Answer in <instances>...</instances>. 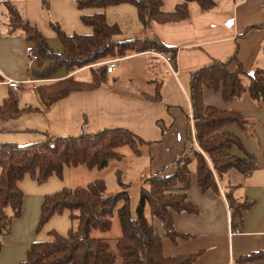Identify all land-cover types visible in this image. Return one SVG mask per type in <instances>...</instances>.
<instances>
[{
    "label": "crops",
    "instance_id": "obj_1",
    "mask_svg": "<svg viewBox=\"0 0 264 264\" xmlns=\"http://www.w3.org/2000/svg\"><path fill=\"white\" fill-rule=\"evenodd\" d=\"M181 2L183 0H162V9L170 12ZM215 2L216 6L209 11H201L196 2H189L187 20L171 24L152 22L145 33L134 5L123 3L106 7L103 10L106 22L116 24L121 30L118 40L156 35L165 45L176 48L174 54L163 53L173 56L177 74L171 72L154 49L130 53L118 58L98 88L73 91L50 103L41 99L31 84L16 91L5 84L6 79L40 78L33 76L31 71L42 70L49 63L41 57L38 62L29 63L25 55L28 42L23 32L8 29L6 3L12 4L23 19L35 26L55 52H61L58 49L61 43L52 23L58 24L66 34H90L92 27L82 22L81 15L99 10L79 9L77 0H0V75L3 78L0 86L6 87L4 95L0 88V105L12 91L17 95L19 108H27L15 119H0V143L26 144L44 140L46 136H77L81 132L122 127L147 142L139 155L132 154L138 159L132 160L134 168L141 166V161L145 162L139 175L141 182L170 166L185 148L195 145L193 121L189 120L192 115L188 96L190 73L212 59L225 60L234 53L248 71L264 67V30L252 27L264 22V0ZM56 39L60 43L57 47ZM119 61H122L121 65ZM85 67L69 73L60 67L42 84L55 83L68 76L89 82L91 71L89 79L75 77ZM117 67L118 75L107 81V75ZM61 69L65 70V75L57 76ZM123 76L126 80H122ZM157 90L159 99H152ZM203 100L206 105L239 111L248 119L244 131L235 126L228 129L240 138L253 156V167L248 173L230 169L217 179L219 192H214L210 189L202 191L197 186L195 164L191 163V182L186 197L198 208V213H175L173 223L177 232L189 234V237L170 240L156 218L152 222L154 233L162 240L164 256L201 252L194 264H264V258L247 262L238 260L241 256L264 250V102L252 100L247 92L240 98L225 101L220 91L208 88L203 90ZM234 154L242 155L238 148ZM84 169L87 167L83 165L65 166L61 178L51 175L40 183L26 174L18 182L23 194L21 214L12 219L10 231L2 239L0 264H19L33 241L50 240L51 232L65 236L76 225L70 211L64 210L54 214L38 229L44 196L63 188L71 189L76 178L83 176ZM229 185L234 186L235 200L251 202L242 222L236 224V230L231 234V213L225 197ZM145 209H149L148 206Z\"/></svg>",
    "mask_w": 264,
    "mask_h": 264
},
{
    "label": "trees",
    "instance_id": "obj_2",
    "mask_svg": "<svg viewBox=\"0 0 264 264\" xmlns=\"http://www.w3.org/2000/svg\"><path fill=\"white\" fill-rule=\"evenodd\" d=\"M189 2H196L201 11H209L216 6L215 0H183L172 11L165 12L162 0H77L79 9L95 8L99 11L81 15L82 22L92 27L90 34H66L58 24H51L61 43V52L53 51L41 32L23 19L12 4L6 3V6L9 31L21 30L26 41L34 44L37 54L49 60L42 70H32L33 76L51 78L60 67L68 73L90 67L89 82L68 76L55 83L41 84L37 89L38 95L53 103L70 92L98 88L107 74L105 65L99 63L109 58H122L151 49L172 54L176 52V48L165 45L156 35L118 40L121 30L116 24L106 22L103 11L106 7L123 3L134 5L145 33L150 30L152 22L171 24L187 20ZM252 27L264 30V22ZM262 52L264 54V38ZM93 64L99 66L93 68ZM205 88L220 91L225 101L240 98L247 92L252 100L264 102V67L248 71L234 53L225 60L212 59L191 72L188 96L197 145L188 146L170 166L143 180L135 215L131 212L128 184L122 182L119 176L117 184L120 190L109 196L103 195L106 185L102 179H95L85 186L48 193L41 204L38 229L54 214L64 210L70 211L76 225L65 236L51 232L50 240L33 241L19 264H114L117 258L122 264H194L201 252L164 256L162 240L154 233L144 211L148 206L151 216L162 223L170 240L188 238L189 234L177 232L173 223L175 213H198V208L186 197L191 182L190 164H195L197 186L202 191L210 189L214 192H219L217 179L230 169L248 173L253 167V156L240 138L228 129L235 126L244 131L248 119L239 111L206 105L203 100ZM152 99H159L158 90ZM26 109L19 108L17 95L9 91L0 105V119H15ZM145 144L147 142L139 135L122 127L81 132L77 136H46L44 140L26 144L0 143V249L2 239L10 231L12 219L21 214L23 194L18 182L26 174L41 183L51 175L61 178L65 166L83 165L89 169H102L110 159L122 158L119 148L126 146L132 154L139 155ZM234 146L242 155L231 151ZM233 190L234 186H227L225 197L232 209L231 220L235 230L236 224L242 222L244 212L251 207V202H238ZM114 212L121 228L120 235L115 238V253L110 250L106 238L91 235L93 230L108 232ZM258 258H264V250L241 256L238 260L247 262Z\"/></svg>",
    "mask_w": 264,
    "mask_h": 264
},
{
    "label": "rangeland",
    "instance_id": "obj_3",
    "mask_svg": "<svg viewBox=\"0 0 264 264\" xmlns=\"http://www.w3.org/2000/svg\"><path fill=\"white\" fill-rule=\"evenodd\" d=\"M60 44L59 41L56 39V46ZM57 49V48H55ZM59 51H61V45L58 48ZM110 59V58H109ZM121 60V59H120ZM126 62V61H125ZM122 61H119V65H121ZM99 66V64H94L93 68H96ZM119 72V67L115 68L114 72L112 74L107 75V81H112L116 75H118ZM65 75V70L61 69L57 72V76ZM76 78L79 79H84V78H90V67H85L81 70H79L76 75ZM122 80H126V78L123 76ZM0 88L3 91V94L6 92L5 88L3 86H0ZM2 99V96L0 97V101ZM1 103V102H0ZM237 148L233 147L232 152H236ZM118 152L122 154L121 159H110L108 161V164L102 168V169H97V168H92V169H84L86 170L83 173L82 177H77L76 178V184L72 188L76 186H85L87 183L95 180V179H102L105 182L106 185V190L104 192V196H109L112 194L117 193L120 190L119 185L117 184V176L121 179L122 182L125 181L126 184H128V193L130 197V206H131V212L133 215H135V206L138 202V197H139V187L142 184V182L139 179V175L141 173V170L145 166V162L141 161L142 165L134 168L133 165L135 164L132 160H138L134 159L136 158L134 155H132L131 150L124 146L118 149ZM134 163V164H133ZM75 180V179H74ZM144 214L146 218L152 223L154 218L151 216L149 209H145ZM112 221V226L111 229L108 232L102 233L99 232L98 230H93L91 235L95 237H104L107 239L110 250L112 252H116L115 249V238L118 237L121 233V228L120 224L117 218L116 212L113 213V216L111 217ZM118 262L120 264V259L117 258L115 261V264Z\"/></svg>",
    "mask_w": 264,
    "mask_h": 264
},
{
    "label": "built area",
    "instance_id": "obj_4",
    "mask_svg": "<svg viewBox=\"0 0 264 264\" xmlns=\"http://www.w3.org/2000/svg\"><path fill=\"white\" fill-rule=\"evenodd\" d=\"M156 54L158 56H160L169 66L171 72L176 75L177 74V70L174 68L173 66V56L171 54H167V53H163L162 51H156ZM25 55L26 58L28 59L29 63H36L39 61L40 56L37 54L36 52V48L34 46V44L32 42H28L25 46ZM118 61V58H110L107 59L99 64L105 65L106 67V72H111L112 69L114 68L116 62ZM48 81V79L46 78H26L24 80H13V79H6L5 80V84H7L11 89L13 90H19L25 86H27L28 84H31V86L34 89H38L40 84H42L43 82ZM189 120L193 121V117L192 115L189 116ZM194 144L196 145V142L194 141ZM231 207L228 205V212L231 213ZM231 229H230V234L233 233L234 230V225H230Z\"/></svg>",
    "mask_w": 264,
    "mask_h": 264
}]
</instances>
